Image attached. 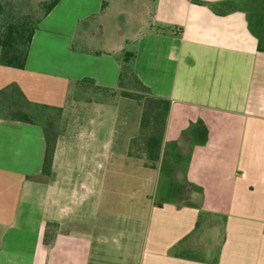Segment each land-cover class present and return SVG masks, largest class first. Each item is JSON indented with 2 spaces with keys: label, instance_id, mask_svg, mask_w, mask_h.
I'll use <instances>...</instances> for the list:
<instances>
[{
  "label": "crops",
  "instance_id": "crops-1",
  "mask_svg": "<svg viewBox=\"0 0 264 264\" xmlns=\"http://www.w3.org/2000/svg\"><path fill=\"white\" fill-rule=\"evenodd\" d=\"M253 1H59L39 22L25 68L0 64V105L13 100L11 86L29 116L32 106L65 109L90 82L116 90L123 56L134 53V75L170 105L156 167L145 171L156 191L184 199L133 218L121 254L111 225L92 222L84 202L78 212L61 203L73 197L68 187L42 180L45 126L0 113V264H264V51ZM132 158L129 144L94 154L101 170Z\"/></svg>",
  "mask_w": 264,
  "mask_h": 264
},
{
  "label": "rangeland",
  "instance_id": "rangeland-1",
  "mask_svg": "<svg viewBox=\"0 0 264 264\" xmlns=\"http://www.w3.org/2000/svg\"><path fill=\"white\" fill-rule=\"evenodd\" d=\"M51 1L0 0L3 7L0 12V31L5 25L19 21L36 25V30L43 28L39 22L45 18V6ZM235 6L245 7L241 3ZM246 7L251 15V26L264 45V0H254L253 4ZM109 21L115 23L117 17L113 16ZM21 48L25 49V46ZM80 90V94H72L65 109L27 108L31 117L45 126L50 143L55 144V147L60 146L57 162L53 161L51 168L43 172L42 180L68 187L73 197H66L68 200L64 202L63 199L61 203H71L78 212L79 203L84 202V207L90 209L92 222L111 225V244L117 246L118 252L122 254L126 244L131 241L129 239H134L129 236L133 218H146L149 206L155 202L184 199L156 191L154 184L150 185L153 173L145 171L149 168L147 165L151 164L147 141L152 136L161 138L168 114H163L164 104L152 97L130 75L123 79L116 90H99L91 84L82 85ZM12 102L15 108L8 109L0 105L2 115L24 110L22 100L14 96L8 105ZM127 144L130 145L133 158L129 162L114 160L101 170L102 166L94 159L95 152L102 147L107 151L117 146L123 148ZM85 155H88L87 160L84 159ZM91 172L94 179L86 182L90 186L88 197L81 200L74 196V191L80 185L79 179L87 178ZM101 172L103 187L95 183V177L100 178ZM97 196L99 207L92 216V203ZM216 199L221 204L225 203L224 198Z\"/></svg>",
  "mask_w": 264,
  "mask_h": 264
},
{
  "label": "trees",
  "instance_id": "trees-1",
  "mask_svg": "<svg viewBox=\"0 0 264 264\" xmlns=\"http://www.w3.org/2000/svg\"><path fill=\"white\" fill-rule=\"evenodd\" d=\"M59 1L60 0H52L50 3L46 4L44 16H47L57 6ZM2 10L3 7L0 3V12H2ZM35 32H36V25L35 26L31 25L26 21L13 22L5 25L0 31V64L8 67L24 69L27 62L29 48L33 40V37L35 35ZM23 46H25V49L21 48ZM259 49L264 51V47L262 46V43L259 44ZM134 58H135V54L131 52H127L123 56L121 83L123 82V79L128 75L133 76L137 80V82L148 93L151 94V90L148 87L144 86L141 83V81H139L138 78L134 75L133 69L130 66V62L134 60ZM90 83H92L91 85H93V82ZM6 91L7 90L0 92V96H2L4 93L6 94ZM11 91L14 92V96L18 95L19 97H23L22 93L19 92L17 86H11ZM104 91H111V90H104ZM159 101H161L164 104L163 114L166 116L170 108L169 102L163 100H159ZM14 105L15 103L12 102L11 104L8 105V107L15 108ZM9 116L15 120H19L27 123H33L32 117L23 111L18 110L12 114H9ZM46 136H47V151L43 166V172L51 168L53 164L55 149H56L55 144L50 143L47 132H46ZM161 142H162V136L161 138L152 136L148 139L147 151L151 164L147 165V167L150 168L156 167V161L159 159V155H160ZM46 238H45V242L51 244L53 241L52 238L48 239V234Z\"/></svg>",
  "mask_w": 264,
  "mask_h": 264
}]
</instances>
